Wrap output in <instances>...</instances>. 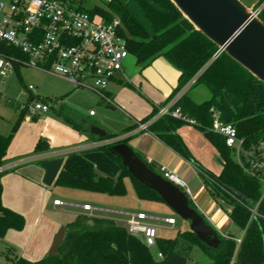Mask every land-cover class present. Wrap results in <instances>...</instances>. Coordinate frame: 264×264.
<instances>
[{
	"label": "trees",
	"instance_id": "1",
	"mask_svg": "<svg viewBox=\"0 0 264 264\" xmlns=\"http://www.w3.org/2000/svg\"><path fill=\"white\" fill-rule=\"evenodd\" d=\"M263 3L264 0H259L254 8H260L258 18L264 23ZM83 10L99 14L106 21L119 19V34L140 70L155 58L163 57L179 71L177 86L166 100L193 78L195 80L191 88L201 84L208 89L209 98L201 102L193 101L188 90L178 101V106L182 113L196 120L195 127L216 149L221 162L219 174H214L192 158L177 132L185 124L180 119L162 116L149 125L148 131L192 162L209 195L227 212L231 223L242 230L241 240L238 244L237 237L218 233L219 245L213 248L201 242L188 227L177 231L173 238L157 236L155 247L163 257L156 259L139 238L129 235L126 228L115 221L77 216L74 221L65 224L66 233L56 255L47 254L41 259L30 261L19 256L12 247L5 246L0 248L3 264H186L194 246L199 247L211 260L208 264H264V194L260 178L257 174L247 172L235 161L233 151L225 145L224 138L210 129L209 114L210 107L216 108L221 120L236 128L243 149H250L264 137V83L226 53L221 52L214 58L217 46L195 29L171 0H107L105 7H83ZM0 53L24 57L18 49L2 41ZM29 98L47 101L33 94ZM156 109L154 107L148 116L138 121L149 120ZM23 116V112H20L10 132L0 134V166L6 161L8 145ZM134 127L135 123L124 129L122 134ZM119 135L121 133L107 134L98 140ZM107 147L95 151L104 152L119 165L114 178L98 172L84 157L87 151H79L62 158L53 184L72 190L122 197L127 193L124 178L128 177L138 200L163 203L155 191L133 178L127 168L121 165L119 158L108 152ZM46 148L40 140L34 152H43ZM4 173H0V178ZM180 190L188 197L189 206L198 211L187 192L182 188ZM223 204L228 205L229 209H225ZM256 204V213L252 214ZM24 225L23 216L4 207L0 201V240L8 229L20 231Z\"/></svg>",
	"mask_w": 264,
	"mask_h": 264
},
{
	"label": "built area",
	"instance_id": "2",
	"mask_svg": "<svg viewBox=\"0 0 264 264\" xmlns=\"http://www.w3.org/2000/svg\"><path fill=\"white\" fill-rule=\"evenodd\" d=\"M85 0H0V41L18 49L23 58L0 53V78L6 79L15 66H25L40 70L69 81L74 88L89 89L97 94L100 100L112 104L106 95L107 84L122 71L123 61L129 52L124 38L119 34L120 21L113 18L106 21L99 14H90L83 10ZM260 8L256 9V14ZM221 52H216L214 58ZM195 78L188 81L163 104L157 106L155 114L146 121H135L134 132L150 133L149 125L162 116L169 115L184 123L197 125L195 119L182 113L178 101L191 88ZM28 94L37 95L33 85L25 86ZM52 104L48 101L30 99L19 105V111L26 116L45 114ZM90 114H93L90 111ZM210 129L224 138L225 145L233 151L234 159L244 169L257 174L260 178L262 195L264 194V137L248 150L243 149L242 139L238 138L236 128L221 120L220 112L210 107ZM121 135L88 144L65 148L52 153L31 156L29 159L13 160L0 166V173L11 170L19 164L60 157L72 152L95 151L120 141ZM163 178L186 191L185 183L169 171L158 172ZM56 206L71 205L81 208L88 216L94 212L111 214V220L123 217L129 235L139 238L150 249L156 246L158 226L152 220L167 225H174L171 217H150L145 212H128L96 208L89 204L73 205L61 200H54ZM256 206L252 214L256 213ZM240 238L236 242L240 243ZM154 257L161 259L162 253L156 251Z\"/></svg>",
	"mask_w": 264,
	"mask_h": 264
},
{
	"label": "crops",
	"instance_id": "3",
	"mask_svg": "<svg viewBox=\"0 0 264 264\" xmlns=\"http://www.w3.org/2000/svg\"><path fill=\"white\" fill-rule=\"evenodd\" d=\"M241 1L247 7H253L259 0ZM20 67L21 66L14 68V71L18 75L20 81H22V76L19 71ZM37 71H39V73H41L46 78L49 76L48 74H45L40 70ZM139 71L140 75H142L144 78H146V80L153 84L149 85L147 82H145L144 84L140 80H144V78H141L140 75L134 76L136 80L138 79L140 85L142 83L144 84H142V86L147 97L146 102L142 101L141 99L138 100L137 104H141L142 106L136 108L137 110H134V107L132 110L130 107V105H132L131 102L135 101L133 98L134 94L127 90V87V89L124 88V86L121 84V77L128 78L124 66L122 71L118 72L114 76V78L109 81L105 93L112 101V104L108 105H110L111 107H120L128 109L129 111L138 114L135 116L140 118L138 120H141L142 118L148 116L152 112V109L154 107L160 105L170 96L172 91L177 86L179 71L174 68L170 63H168L163 57L155 58L146 68L142 70L139 69ZM52 76L53 75H51V77ZM53 78L61 79L71 84L65 79L56 76H53ZM35 87L37 88V95L42 98H46V100L52 104V107L45 114H39L42 115L40 118L41 120H39V122H32L30 116H23V119L20 121L17 129L13 133L11 141L8 145L5 161L6 164L12 162L18 156L29 152H31V155L29 156V158H31V156H37L43 153H52L60 149L82 146L88 144L91 141H96L99 137L105 136L107 134L121 133V135H124L125 137L121 141H124V143L130 146L136 154H138L151 166V168H155L156 170H154L156 172H159L161 169H164L166 171L171 172L180 180H182L185 183L186 192L189 195V198L191 199L192 203L197 208L199 213L203 215V218L206 221L209 220L207 221L209 225L216 229L219 234H227L226 230L229 228V225L232 224L231 220L228 217L227 212L220 206H218L217 203L209 195L208 191L203 185L200 176L198 175L195 166L192 164L191 161L183 158L174 150L166 146L152 133L134 132L132 128L122 134V131L133 125L134 122L137 121V118L132 123L126 125L119 132L112 133L104 129L102 126L98 125V123H89L85 117L83 118V116L78 114L72 106H69L63 101L65 95H67L75 88L71 89V91H68V93L66 94H62L60 97H47L41 96L38 86L35 85ZM29 96L30 94H28V97ZM141 109L142 111H140ZM51 110L53 111L51 112ZM19 114L20 111L18 113L17 119L19 117ZM89 115L95 116L94 113H89ZM51 117H54L55 120L53 127L49 126ZM37 123H42L45 125L37 128L35 126ZM12 126L13 125L11 124L10 130ZM177 132L182 138L186 147L188 148L192 158L194 160L197 159V157L199 156L196 152V149H194L191 142L186 137L185 133H183L180 128L177 129ZM199 133L203 135L202 132L199 131ZM0 134L5 135L3 131H0ZM203 139L201 141V146H204L205 144V142H203ZM40 140L44 142V145L47 148L43 152L35 153L34 149L36 143ZM212 147L214 151L213 158H215L220 164L221 170V162L219 160V155L213 145ZM40 162L41 161L38 160L28 161L26 162L27 164L24 163L20 166L18 165V168H13L11 170L5 171V173L0 178L1 204L12 211L19 213L23 216L25 220V225L22 230L18 231L14 229H8L6 231L4 237L0 240V247H12L19 256H22L30 261H36L47 255V250L48 248H50L52 241L56 235L54 222L50 221L45 215L49 213L48 193L53 192V190L56 189V187L58 186H55L53 183L51 185H45L43 183L44 170L41 168ZM208 170H211V172L213 171L214 174H219V170ZM58 191L59 192H57V194L59 193L60 196L66 193L63 190ZM26 194L31 195L27 196ZM71 194H73L74 196L78 195L77 192H71ZM80 195L82 198L85 199L82 203H72L70 201L63 200L59 197H53L51 206L52 208L58 207L54 205L53 202L54 200H61L63 202L73 205L89 204L96 208H104L109 210L145 212L143 209L150 208L149 205L151 203L156 205V202H145L140 201L136 198V208H138L137 210L113 209L102 207L100 205H94L90 203L89 199H87L89 195ZM92 197L94 198L95 196ZM29 214L32 215L31 218L28 217ZM77 216L106 218L110 220L111 218H113V216L110 215L88 216L87 212L79 211L75 213V218L72 221H74ZM165 217L173 218L172 216L168 215ZM117 219L118 220H115L117 224L119 221H122L121 218L117 217ZM65 224L63 226H65ZM40 230L42 232H40ZM17 248H20V252H17Z\"/></svg>",
	"mask_w": 264,
	"mask_h": 264
},
{
	"label": "rangeland",
	"instance_id": "4",
	"mask_svg": "<svg viewBox=\"0 0 264 264\" xmlns=\"http://www.w3.org/2000/svg\"><path fill=\"white\" fill-rule=\"evenodd\" d=\"M106 2L107 0H85V2L83 3V7L86 9H92L94 6L105 7ZM262 5H264V3ZM134 61V57L131 54H128V56L123 61V66L125 67V72L128 78L121 77L120 79L122 80L121 84L124 86V88L127 87L128 89H126L129 90L132 94H134L133 98L135 101L131 102L132 105H130V107L132 110L133 107L134 110H137L136 108L142 106L141 104H137L139 99L145 102L147 101V97L142 84H145V82H147L149 85H152L153 83L149 82L148 80H146V78L139 74V67L136 66ZM19 71L22 76V81H20L18 75L15 73L14 70L6 79L3 80L0 78V131H3L4 134L9 133L11 124L14 125L16 122L19 113V105L28 98V92L25 91L24 85H33L34 87L35 85L38 86L40 95L47 97H60L62 94H66L68 93V91H71V89L74 88L68 82L57 78L55 79L53 78V76L51 77V75L46 78L41 73H39V71L30 67L21 66L19 68ZM136 75H140L141 78H144V80L140 79L143 82L141 85L138 79L136 80V78L134 77ZM188 94L190 98L197 102L204 101L210 96L208 89L201 84L195 85L190 88ZM63 101L69 106H72L73 109L78 114L83 116V118L85 117L89 123H98V125L102 126L104 129L112 133L119 132L126 125L132 123L136 118L137 121L138 119H140L135 116L138 114H135L132 111H129L128 109L120 107H111L110 105H108L107 102L100 100L97 94L89 89L75 88L67 95H65ZM52 111L53 110H51V112ZM90 111H92L95 116H90ZM140 111H142V109ZM41 116L42 115H30V118L32 119V122H39V120H41ZM54 121V117H51L49 123L50 127L54 126ZM43 125L45 124L37 123L35 126L39 128ZM179 128L183 133H185L186 137L189 139L194 149H196V152L199 157H197L195 161H197L202 166H205V168L207 167V169L219 170L220 172V164L215 158H213V147L210 142L205 138V136L201 135L199 133V130L193 125L187 123L181 125ZM124 138V135H121L120 141ZM202 139L204 140L203 142H205L204 146H201ZM30 155L31 152L20 155L15 160L29 159ZM25 164L27 163L25 162ZM20 165L21 164H19V166ZM19 166H16L15 168H18ZM124 182L127 188V193L125 196L122 197L56 187L53 192L48 193V212L50 214L47 213L48 215H44L50 221L54 222L55 233H57L66 222L72 221L75 218L76 212L83 210L79 207L71 205L58 206L56 208H52V198L59 197L63 200L70 201L72 203H82L85 199L82 198L80 194H86L91 196H88L87 199H89L90 203L94 205H100L102 207L113 209L137 210V199L135 197V193L133 191L129 178L125 177ZM58 190H63L64 192H66L64 193L65 195L62 194L60 196L59 193L57 194V192H59ZM71 192H77L78 195L74 196V193L71 194ZM26 195L30 196L31 194ZM92 196L95 197L93 198ZM149 206L150 208L143 209L148 216L163 218L168 215L172 216L176 221L175 224L172 226L167 225L162 221L152 220L158 226L159 237L165 239L173 238L176 235L177 231L184 230L189 227V223L187 221L177 216L164 203L156 202V205L151 203ZM223 207L227 210L229 209V206L226 204H223ZM94 214L111 216V214L106 212H94ZM31 216L32 215L29 214L28 217L31 218ZM117 217L123 219V217L121 216ZM118 224L121 227L126 228V225L123 221H119ZM40 232L42 231L40 230ZM226 233L232 237L239 238L242 235V230H240L234 224H230L229 228L226 230ZM0 248L2 249V247ZM49 249L50 248H48L47 253L49 252ZM150 251L153 255H155L157 249L156 247H152L150 248ZM17 252H20V248H17ZM0 262H2L1 264H3L1 257ZM210 262L211 260L203 253V251L199 247L194 246L189 254L186 264H208Z\"/></svg>",
	"mask_w": 264,
	"mask_h": 264
},
{
	"label": "water",
	"instance_id": "5",
	"mask_svg": "<svg viewBox=\"0 0 264 264\" xmlns=\"http://www.w3.org/2000/svg\"><path fill=\"white\" fill-rule=\"evenodd\" d=\"M182 15L217 46V52L226 53L257 80L264 83V23L256 8L247 7L240 0H171ZM226 95V94H225ZM226 98H228L226 96ZM103 137V136H102ZM129 174L155 191L165 205L189 223V229L209 247L219 245L218 232L206 223L201 214L189 206L188 197L173 182L151 170L124 142L107 147ZM84 157L101 174L114 178L119 165L102 151H89ZM62 164L56 157L40 162L44 170L43 183L51 185ZM65 226L56 233L48 254L54 256L64 239Z\"/></svg>",
	"mask_w": 264,
	"mask_h": 264
}]
</instances>
